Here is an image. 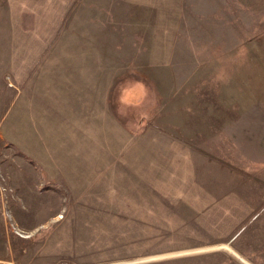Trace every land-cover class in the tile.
Returning a JSON list of instances; mask_svg holds the SVG:
<instances>
[{
  "label": "rangeland",
  "instance_id": "374dc122",
  "mask_svg": "<svg viewBox=\"0 0 264 264\" xmlns=\"http://www.w3.org/2000/svg\"><path fill=\"white\" fill-rule=\"evenodd\" d=\"M263 139L264 0H0V264H264Z\"/></svg>",
  "mask_w": 264,
  "mask_h": 264
},
{
  "label": "crops",
  "instance_id": "0c3cea01",
  "mask_svg": "<svg viewBox=\"0 0 264 264\" xmlns=\"http://www.w3.org/2000/svg\"><path fill=\"white\" fill-rule=\"evenodd\" d=\"M168 1H173V0H168ZM170 7V6H169ZM162 14H165V13H163L162 12ZM160 15V14H159ZM171 24H168V25H163V29L162 30H155L152 34H149L150 35V37H148L149 39H151L150 40V42H149V39H147L146 38V40L149 42V43H156V42H158L157 40H156V35L157 34H160V33H163V34H170L171 33V30H170V28L168 27V26H170ZM172 29V28H171ZM147 36V35H146ZM69 139V138H68Z\"/></svg>",
  "mask_w": 264,
  "mask_h": 264
},
{
  "label": "bare ground",
  "instance_id": "6f19581e",
  "mask_svg": "<svg viewBox=\"0 0 264 264\" xmlns=\"http://www.w3.org/2000/svg\"><path fill=\"white\" fill-rule=\"evenodd\" d=\"M16 15V14H15ZM240 16V15H239ZM241 21V20H240ZM237 24V23H236ZM236 24H234V27H235V25ZM239 25V24H238ZM257 26V25H256ZM236 27H237V25H236ZM242 27V26H241ZM249 30V29H248ZM229 32V31H228ZM235 35V34H234ZM234 38V37H233ZM226 125H230V124H226ZM237 125V124H236ZM225 127V126H224ZM223 128V127H222ZM229 128V127H228ZM218 129V128H217ZM225 129V128H224ZM226 129H227V127H226ZM230 129H231V127H230ZM229 129V130H230ZM219 130V129H218ZM217 131V130H216ZM218 133V132H217ZM231 133V132H230ZM228 135H230L229 133H227ZM252 134V133H251ZM226 135V134H225ZM226 137H227V135H226ZM230 138V137H229ZM221 139H222V137H221ZM229 140V139H228ZM264 140V139H263ZM226 141V140H225ZM264 142V141H263ZM225 148V147H224ZM229 150H230V148H229ZM226 152H224V150H223V142L221 141V140H219L218 141V144H217V157H225L224 156V154H225ZM216 154V153H215ZM231 155V154H230Z\"/></svg>",
  "mask_w": 264,
  "mask_h": 264
}]
</instances>
